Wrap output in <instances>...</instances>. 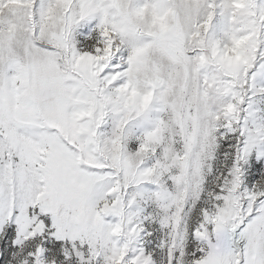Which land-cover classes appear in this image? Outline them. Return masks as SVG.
<instances>
[{"label": "snow or ice", "instance_id": "obj_1", "mask_svg": "<svg viewBox=\"0 0 264 264\" xmlns=\"http://www.w3.org/2000/svg\"><path fill=\"white\" fill-rule=\"evenodd\" d=\"M0 264H264V0H0Z\"/></svg>", "mask_w": 264, "mask_h": 264}]
</instances>
